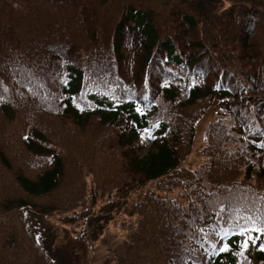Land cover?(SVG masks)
Wrapping results in <instances>:
<instances>
[{
  "label": "trees",
  "instance_id": "obj_1",
  "mask_svg": "<svg viewBox=\"0 0 264 264\" xmlns=\"http://www.w3.org/2000/svg\"><path fill=\"white\" fill-rule=\"evenodd\" d=\"M62 226L109 264H264V0H0V264H77Z\"/></svg>",
  "mask_w": 264,
  "mask_h": 264
},
{
  "label": "rangeland",
  "instance_id": "obj_2",
  "mask_svg": "<svg viewBox=\"0 0 264 264\" xmlns=\"http://www.w3.org/2000/svg\"><path fill=\"white\" fill-rule=\"evenodd\" d=\"M213 110L215 108H212ZM214 112L208 111L206 116L201 121L198 127V136H197V147H200L203 143V134L207 125L212 121ZM200 152V151H199ZM197 153V148L195 146L193 151V156ZM181 175L185 177L191 176V171L187 169H182ZM59 241L56 244L58 247V253L67 261L77 263V264H109V261L106 259L108 254V249L110 246H114L117 242L118 235L113 233L106 235L107 237L104 240L94 239L91 243L85 242L84 244L76 242L73 243L70 241L73 238L72 235L76 234V230L71 231L70 229H65L63 226L57 228ZM111 235V237H109ZM109 237V238H108ZM108 238V239H107ZM107 240V241H106ZM111 243V244H110Z\"/></svg>",
  "mask_w": 264,
  "mask_h": 264
},
{
  "label": "snow or ice",
  "instance_id": "obj_3",
  "mask_svg": "<svg viewBox=\"0 0 264 264\" xmlns=\"http://www.w3.org/2000/svg\"><path fill=\"white\" fill-rule=\"evenodd\" d=\"M139 111V109H137ZM145 134L149 135L151 134L150 129H145ZM249 222L252 223L251 218H249ZM239 235L243 238L241 241V248L246 249L249 246V242L255 244L257 240V236H254L253 232H258L262 235H264V228H248V227H239L238 228ZM260 247L264 249V244H261ZM228 245L224 246V249H227ZM224 249H221L222 251Z\"/></svg>",
  "mask_w": 264,
  "mask_h": 264
}]
</instances>
